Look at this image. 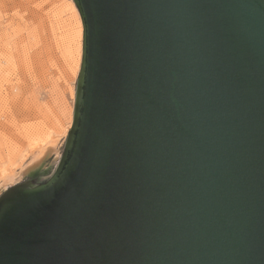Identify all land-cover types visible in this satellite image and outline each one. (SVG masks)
<instances>
[{
	"label": "water",
	"instance_id": "water-1",
	"mask_svg": "<svg viewBox=\"0 0 264 264\" xmlns=\"http://www.w3.org/2000/svg\"><path fill=\"white\" fill-rule=\"evenodd\" d=\"M54 171L0 194V264H264V0H74Z\"/></svg>",
	"mask_w": 264,
	"mask_h": 264
},
{
	"label": "rangeland",
	"instance_id": "rangeland-1",
	"mask_svg": "<svg viewBox=\"0 0 264 264\" xmlns=\"http://www.w3.org/2000/svg\"><path fill=\"white\" fill-rule=\"evenodd\" d=\"M75 6L74 0H0V168L29 160L31 145L45 135L59 136L58 153L14 184L49 177L71 128L80 71L74 72Z\"/></svg>",
	"mask_w": 264,
	"mask_h": 264
},
{
	"label": "bare ground",
	"instance_id": "bare-ground-1",
	"mask_svg": "<svg viewBox=\"0 0 264 264\" xmlns=\"http://www.w3.org/2000/svg\"><path fill=\"white\" fill-rule=\"evenodd\" d=\"M75 9H76V16L80 26V31H79V40H78L76 56L74 58L75 61L74 72L78 71L80 68V60L82 54V30H84L81 22L82 18H80L81 15L79 14L76 6ZM58 137L52 135L51 133L45 135L44 137L35 141L33 145H31L32 147L31 150L29 151V155H30L29 160L25 161L24 159L26 156H24V159H22L21 162H19L17 165L14 164L15 166L11 165L10 167H6V166L1 167L0 189L1 187L2 188L5 187L4 189H7L9 186H12L14 182L18 180V177L20 175L29 174L31 172L40 169V167L43 166L44 160L48 155H50L53 152L58 153L57 152Z\"/></svg>",
	"mask_w": 264,
	"mask_h": 264
}]
</instances>
